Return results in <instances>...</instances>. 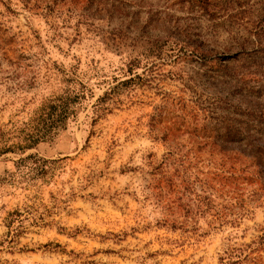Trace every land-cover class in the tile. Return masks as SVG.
I'll return each instance as SVG.
<instances>
[{
	"label": "rangeland",
	"instance_id": "obj_1",
	"mask_svg": "<svg viewBox=\"0 0 264 264\" xmlns=\"http://www.w3.org/2000/svg\"><path fill=\"white\" fill-rule=\"evenodd\" d=\"M66 74L76 117L0 156V264H264V0H0L1 128ZM27 155L58 161L2 182Z\"/></svg>",
	"mask_w": 264,
	"mask_h": 264
},
{
	"label": "trees",
	"instance_id": "obj_2",
	"mask_svg": "<svg viewBox=\"0 0 264 264\" xmlns=\"http://www.w3.org/2000/svg\"><path fill=\"white\" fill-rule=\"evenodd\" d=\"M132 67L133 65L128 66L126 73H130ZM132 81V78L120 81L110 86L96 99L91 106V121L88 124L90 130L87 138L91 136L96 121L109 112V105L116 103V90ZM64 82L66 85L61 94L48 99L43 105L35 109L30 114L28 121L21 124L22 127L13 126L5 131L0 126V156L5 154L23 155L41 143L52 142L60 132L66 129L67 123L76 117V108L86 99L87 89L77 80L75 75L66 74ZM57 161L46 160L36 155H27L15 163V171L7 178H3L2 182L19 183L18 177L23 182L44 179L53 171ZM8 217L6 222L9 230L8 237L10 235L12 238L11 233L14 237L19 233L18 230L24 219H21L19 212H12Z\"/></svg>",
	"mask_w": 264,
	"mask_h": 264
}]
</instances>
